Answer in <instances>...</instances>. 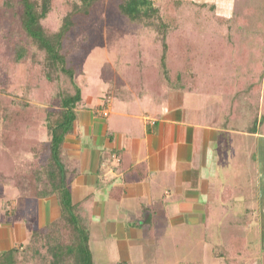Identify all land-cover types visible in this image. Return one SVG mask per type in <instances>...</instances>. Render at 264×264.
<instances>
[{
	"label": "trees",
	"instance_id": "1",
	"mask_svg": "<svg viewBox=\"0 0 264 264\" xmlns=\"http://www.w3.org/2000/svg\"><path fill=\"white\" fill-rule=\"evenodd\" d=\"M99 1L0 0L1 8L17 10L27 40L18 42L14 56L4 60H9L14 67L20 66L29 48L33 50L27 61L24 92L28 94L35 89V96H39L43 93V85L59 87L64 75L74 90L62 89L56 93L54 97L59 98L57 110L38 107L27 99L0 98V190L15 188L30 199L54 195L59 207L58 216L33 231L25 245L0 253V264H131L129 261L95 263L92 260L85 213L73 202L68 186L67 167L72 163L60 156L82 100L81 86L67 67L63 44L75 26L76 16L87 18ZM181 2L154 0L151 8L134 14L128 5L135 2L123 1V14L147 29L152 26L156 29H150L155 33L151 43L139 41L135 34L122 42V47L126 46L127 50L118 59L117 76L126 80L131 89L156 97L175 89L219 95L223 98L224 112L236 117L240 115L239 96L244 93L251 107L264 116V100L259 105L257 99L263 53L248 47L236 37L238 34L232 32L221 34L207 30L200 37L198 30L169 23ZM259 5L264 10V0H261L260 4L245 5L239 15L224 16L214 12L212 17L219 24L233 21L247 25L250 17L259 14ZM254 24L260 28L264 22L257 19ZM255 40L262 42L260 35ZM37 53H41L42 58L37 59ZM110 95L109 89L105 91L102 106ZM45 135L48 141L43 140ZM119 152L115 155L121 163L123 158ZM213 254L223 257L226 264H252L254 260L246 247L245 237L236 234H230Z\"/></svg>",
	"mask_w": 264,
	"mask_h": 264
},
{
	"label": "crops",
	"instance_id": "2",
	"mask_svg": "<svg viewBox=\"0 0 264 264\" xmlns=\"http://www.w3.org/2000/svg\"><path fill=\"white\" fill-rule=\"evenodd\" d=\"M144 94L154 97V102L136 110L113 108L109 98L93 110L80 104L60 150L63 160L72 163L67 167L68 186L73 202L85 213L90 252L89 226L97 224L115 257L95 263L134 264L130 249H144L164 235V231L155 230L157 216L173 225L185 220L201 223L206 234H212L217 216L225 213L230 217V210L244 209L239 203L250 201V197L243 198L245 185L239 181L245 171H255L256 166L257 176L264 175L259 169L264 159L256 165L251 159L246 163L248 152L235 136L259 133L228 125L227 118L234 120L240 115L224 112L221 96L175 89L162 97L149 92L136 97ZM117 151L123 158L121 163ZM248 186L254 188L251 200L260 205L264 182ZM245 208L252 214L260 210L264 214V206ZM58 214L54 195L30 199L18 190L0 209V253L25 245L33 231ZM250 252L252 264H264V252L258 254L260 258ZM191 261L197 260L182 264Z\"/></svg>",
	"mask_w": 264,
	"mask_h": 264
},
{
	"label": "rangeland",
	"instance_id": "3",
	"mask_svg": "<svg viewBox=\"0 0 264 264\" xmlns=\"http://www.w3.org/2000/svg\"><path fill=\"white\" fill-rule=\"evenodd\" d=\"M123 1L100 0L92 8L87 18L76 16L75 26L69 31L63 44L67 67L73 71L81 86V104L92 110L94 106L100 105L104 100L105 91L108 89L113 108L129 107L136 110L149 105V101L154 102V97L148 94L136 97L139 92L131 89L126 80L119 78L116 74L120 64L118 59L121 57V53H125L127 50L126 46L122 47V42L129 39L131 34H135L139 41L151 43L155 33L150 29H156L153 26L147 29L131 20L128 15L123 14L121 11ZM133 1L135 3L129 4L128 7L135 14L151 8L154 0ZM249 3L260 4L261 0H182L176 16L170 19L169 23L173 22V24L181 25L187 29L198 30L200 37L207 30L221 34L232 32V34H238L239 36L236 37L251 49H260L263 53L261 88L257 94L260 105L264 100V25L257 28L254 23L257 19L264 22V10L259 5V14L250 17L247 25H240L233 21L219 24L212 17L214 12L224 16L239 15L242 8ZM166 18L168 19V17ZM257 35L261 36L262 42H256ZM0 42L3 44V49L0 50V98L27 99L38 107L57 110L59 98L54 97L56 93L62 89L69 92L74 91L69 78L64 75L61 77L59 87L43 85V93L39 96H35L37 93L35 89L28 94L24 92L27 61L30 60L33 50L29 48L28 55L20 66L14 67L9 60H4L14 56V47L18 42H27L19 21V14L15 8L0 7ZM36 56L37 59L42 58L41 53H37ZM121 84L126 85L125 88H120ZM37 85L39 86L41 83ZM238 111L240 112L239 118L234 120L227 118V123L238 130L244 129L246 132L259 133V136L246 134L244 138L240 134L235 135L241 148L248 152L245 156L246 163L251 159L256 165L261 158L264 159V116L257 108L251 107L244 93L239 96ZM43 137L44 141H48L46 135ZM263 162L264 160L260 161L259 169L264 173ZM256 170L255 166V171L252 170L250 173L245 171V175L239 179L245 185L242 191L243 198L249 199L248 197H250V201L245 200L246 202L239 203V205L242 204V207L259 206L262 209L264 206V201H262L264 195L260 196V205L258 200L254 202L251 200L254 188H250L248 184L252 182V185H257L264 182V175L257 176ZM17 193V189L5 187L0 192V209L6 200L13 198ZM245 207L244 209L230 210L228 213L230 217H225V213L217 216V219L212 223V234H206L201 223L185 220L173 225L168 224L166 218L157 216L154 219L155 230L164 231L162 238L147 244L144 249L132 248L129 253L134 264H182L184 260H197L202 264H226L223 257H216L213 252L219 249L230 234H236L243 235L248 249L258 255L264 252L263 210L252 214V212H246ZM89 230L93 261L105 262L110 258H115L111 256L110 242L100 234V227L93 224L89 226ZM258 256L260 258V255ZM256 264H261V261Z\"/></svg>",
	"mask_w": 264,
	"mask_h": 264
},
{
	"label": "built area",
	"instance_id": "4",
	"mask_svg": "<svg viewBox=\"0 0 264 264\" xmlns=\"http://www.w3.org/2000/svg\"><path fill=\"white\" fill-rule=\"evenodd\" d=\"M103 114L106 115V112H104Z\"/></svg>",
	"mask_w": 264,
	"mask_h": 264
}]
</instances>
